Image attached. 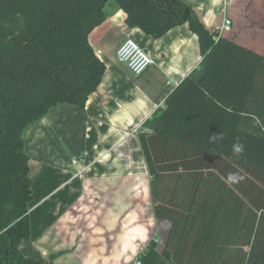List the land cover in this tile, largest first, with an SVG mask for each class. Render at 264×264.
Wrapping results in <instances>:
<instances>
[{"label": "trees", "instance_id": "obj_1", "mask_svg": "<svg viewBox=\"0 0 264 264\" xmlns=\"http://www.w3.org/2000/svg\"><path fill=\"white\" fill-rule=\"evenodd\" d=\"M113 9L153 37L187 21L203 63L199 76L168 93L158 126L138 133L154 215L168 223L138 259L264 264V0L228 4L231 25L220 34L181 0H0V264H47L54 256L44 262L18 248L29 236L32 198L23 134L51 106L83 107L95 91L105 65L88 35ZM237 172L244 178L227 182Z\"/></svg>", "mask_w": 264, "mask_h": 264}, {"label": "crops", "instance_id": "obj_2", "mask_svg": "<svg viewBox=\"0 0 264 264\" xmlns=\"http://www.w3.org/2000/svg\"><path fill=\"white\" fill-rule=\"evenodd\" d=\"M181 1L212 28L238 0ZM247 23V30L254 26ZM126 39L153 60L140 74L116 56ZM88 40L105 65L95 91L83 107L57 103L24 130L32 198L29 236L18 248L44 262L54 255L47 264H136L147 241L160 242L168 230L154 215L138 133L158 126L166 96L184 77L202 73V55L187 21L153 37L128 27L121 9ZM79 166L84 170L75 175Z\"/></svg>", "mask_w": 264, "mask_h": 264}, {"label": "built area", "instance_id": "obj_3", "mask_svg": "<svg viewBox=\"0 0 264 264\" xmlns=\"http://www.w3.org/2000/svg\"><path fill=\"white\" fill-rule=\"evenodd\" d=\"M225 8L223 9V17L220 24L216 26L217 33L220 34L223 30L228 29L231 25L230 19L225 15ZM217 37H215L216 39ZM117 58L124 62L128 69L133 74H140L143 70H145L150 64L153 63L151 57H149L140 46L133 41L132 39L124 40L116 50ZM136 131V129L134 130ZM77 160L73 159V164H76ZM84 168L78 167L75 175H80L83 172ZM142 251V249L138 252V254ZM136 264H141L140 260L137 259Z\"/></svg>", "mask_w": 264, "mask_h": 264}, {"label": "clouds", "instance_id": "obj_4", "mask_svg": "<svg viewBox=\"0 0 264 264\" xmlns=\"http://www.w3.org/2000/svg\"><path fill=\"white\" fill-rule=\"evenodd\" d=\"M220 138L221 137L218 134H213V136L210 137V139H220ZM243 152H244V145L242 143H240L239 141L234 143V145H233V155L239 156ZM243 178L244 177L242 175H240L238 172L237 173H229V175L227 177V182H229V183H238Z\"/></svg>", "mask_w": 264, "mask_h": 264}, {"label": "rangeland", "instance_id": "obj_5", "mask_svg": "<svg viewBox=\"0 0 264 264\" xmlns=\"http://www.w3.org/2000/svg\"><path fill=\"white\" fill-rule=\"evenodd\" d=\"M240 6V5H239ZM239 10V9H238ZM238 12H240V14H241V7H240V10L238 11ZM240 21L242 20L243 21V19L241 18V19H239ZM241 21V22H242ZM240 25H241V23H239ZM240 25H239V27H240ZM143 164V166L141 165V167L143 168V170L145 171V172H147V169H146V167H145V163L143 162L142 163ZM138 165V169H141L140 167H139V164H137ZM100 204V203H99Z\"/></svg>", "mask_w": 264, "mask_h": 264}]
</instances>
